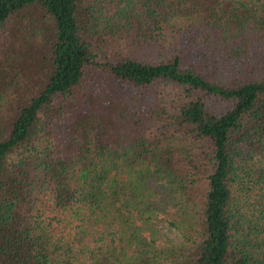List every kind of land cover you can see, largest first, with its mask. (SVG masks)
Wrapping results in <instances>:
<instances>
[{
    "label": "trees",
    "instance_id": "16d2710c",
    "mask_svg": "<svg viewBox=\"0 0 264 264\" xmlns=\"http://www.w3.org/2000/svg\"><path fill=\"white\" fill-rule=\"evenodd\" d=\"M0 264H264V0H0Z\"/></svg>",
    "mask_w": 264,
    "mask_h": 264
},
{
    "label": "rangeland",
    "instance_id": "374dc122",
    "mask_svg": "<svg viewBox=\"0 0 264 264\" xmlns=\"http://www.w3.org/2000/svg\"><path fill=\"white\" fill-rule=\"evenodd\" d=\"M158 102L164 108L166 109V116L165 118L168 120V117L170 114H174L177 111V108L180 107L182 103L185 102V96L181 89L176 88L175 86H167V87H161L158 90L157 94ZM176 146L184 145L187 149H189V152L193 155L194 158L199 159L200 158V152H201V144L198 142L192 141L190 139H184L181 138L178 135H173ZM181 156H175L174 158V164L175 168L178 172L182 173L185 169V165L183 164ZM47 215V210H44V216ZM169 236L173 237L172 234Z\"/></svg>",
    "mask_w": 264,
    "mask_h": 264
}]
</instances>
